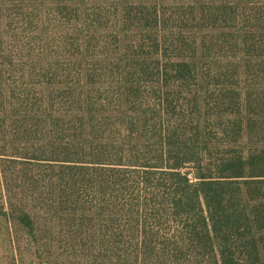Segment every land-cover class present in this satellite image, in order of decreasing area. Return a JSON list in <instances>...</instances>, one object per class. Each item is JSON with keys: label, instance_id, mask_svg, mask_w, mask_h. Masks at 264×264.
Masks as SVG:
<instances>
[{"label": "trees", "instance_id": "16d2710c", "mask_svg": "<svg viewBox=\"0 0 264 264\" xmlns=\"http://www.w3.org/2000/svg\"><path fill=\"white\" fill-rule=\"evenodd\" d=\"M0 264H264V0H0Z\"/></svg>", "mask_w": 264, "mask_h": 264}, {"label": "rangeland", "instance_id": "374dc122", "mask_svg": "<svg viewBox=\"0 0 264 264\" xmlns=\"http://www.w3.org/2000/svg\"><path fill=\"white\" fill-rule=\"evenodd\" d=\"M6 201H5V194H4V190H3V186H2V181H1V176H0V205H5ZM4 225L3 221L0 219V226ZM3 239L2 237H0V244H3ZM2 246H0V251H2Z\"/></svg>", "mask_w": 264, "mask_h": 264}]
</instances>
